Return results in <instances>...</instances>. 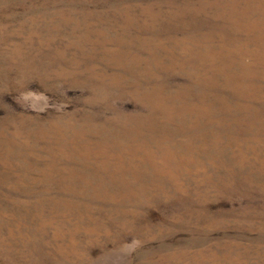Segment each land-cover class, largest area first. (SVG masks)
Here are the masks:
<instances>
[{
	"label": "rangeland",
	"instance_id": "374dc122",
	"mask_svg": "<svg viewBox=\"0 0 264 264\" xmlns=\"http://www.w3.org/2000/svg\"><path fill=\"white\" fill-rule=\"evenodd\" d=\"M0 264H264V0H0Z\"/></svg>",
	"mask_w": 264,
	"mask_h": 264
}]
</instances>
